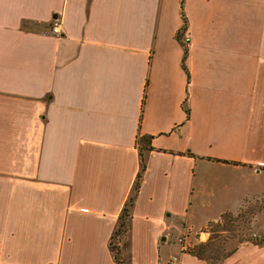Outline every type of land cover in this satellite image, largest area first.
Returning <instances> with one entry per match:
<instances>
[{
    "label": "crops",
    "instance_id": "crops-1",
    "mask_svg": "<svg viewBox=\"0 0 264 264\" xmlns=\"http://www.w3.org/2000/svg\"><path fill=\"white\" fill-rule=\"evenodd\" d=\"M184 13L190 80L181 0H0V264H264L208 231L264 200V0Z\"/></svg>",
    "mask_w": 264,
    "mask_h": 264
},
{
    "label": "rangeland",
    "instance_id": "rangeland-1",
    "mask_svg": "<svg viewBox=\"0 0 264 264\" xmlns=\"http://www.w3.org/2000/svg\"><path fill=\"white\" fill-rule=\"evenodd\" d=\"M261 202V201H260ZM257 207L253 204L249 205L247 208L242 209L239 212L232 213V218H227V220H222V223H218L219 226L213 224L208 226V231L211 233V249L216 250L223 248V243L228 241L232 242H243L250 241L252 243H262L264 244V219L263 222L258 223L257 217L264 210V200ZM209 216L205 213L199 214V220H205ZM216 226V227H215ZM230 229V231H228ZM188 238V236H186ZM189 240V238H188ZM191 241V240H190ZM194 242V238L192 240ZM191 241V242H192ZM192 242L191 249L196 246ZM224 244V245H225Z\"/></svg>",
    "mask_w": 264,
    "mask_h": 264
},
{
    "label": "trees",
    "instance_id": "trees-1",
    "mask_svg": "<svg viewBox=\"0 0 264 264\" xmlns=\"http://www.w3.org/2000/svg\"><path fill=\"white\" fill-rule=\"evenodd\" d=\"M184 3H185V0H181V12H182V17H183V21H184V26H183L182 30L177 33L176 38H177V41L181 42L184 46L185 53H184V59H183V67H184L185 71L187 72L188 79L190 80V74L188 73L186 66H185V61H186V58L188 56V44H187L186 38H185V35L187 33V30H188V20H187L185 13H184ZM185 112L187 114V117H189L190 111L187 107H185ZM150 139L151 138H148V140H150ZM143 141H144L143 138H138V140H137V144L139 145L140 156H141V170L137 176V181L135 183L134 192H133L132 196L129 198V200L126 202V204L122 210V213L119 217V224H118L117 230L113 234L112 242L115 244L117 242H120V240L126 236V234L129 231V228H130V223H131V219H132V210H133V207L135 204L137 194H138L139 189H140L141 179H142V176H143L144 171H145V162H144L143 152H142V148H141V146H142L141 142H143ZM232 217H233L232 214H225L222 216V220H224V219L227 220V218L230 219ZM210 225L212 226L213 224H210ZM216 226H219V224H216ZM228 231H230V229ZM257 244H260V243H257ZM112 252L115 255V259L119 263L125 264L121 258L118 246H116V245L113 246ZM195 253H196L195 248L190 250V254L195 255Z\"/></svg>",
    "mask_w": 264,
    "mask_h": 264
},
{
    "label": "built area",
    "instance_id": "built-area-1",
    "mask_svg": "<svg viewBox=\"0 0 264 264\" xmlns=\"http://www.w3.org/2000/svg\"><path fill=\"white\" fill-rule=\"evenodd\" d=\"M58 27H59V23L55 22L52 26H51V31L54 34H58ZM177 243L180 245L181 250H180V254L179 255H174L171 257L169 264H182L181 263V256L183 254L186 253H190L191 247H192V243L188 240V238L186 236L177 238Z\"/></svg>",
    "mask_w": 264,
    "mask_h": 264
}]
</instances>
